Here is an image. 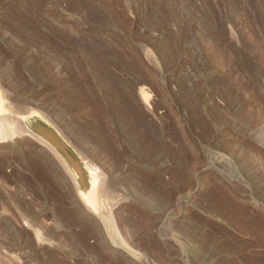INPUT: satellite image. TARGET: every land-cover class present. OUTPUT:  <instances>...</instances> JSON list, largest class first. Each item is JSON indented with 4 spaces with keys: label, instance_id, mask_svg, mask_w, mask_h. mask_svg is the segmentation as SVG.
<instances>
[{
    "label": "rangeland",
    "instance_id": "1",
    "mask_svg": "<svg viewBox=\"0 0 264 264\" xmlns=\"http://www.w3.org/2000/svg\"><path fill=\"white\" fill-rule=\"evenodd\" d=\"M0 79L118 203L1 141L0 264H264V0H0Z\"/></svg>",
    "mask_w": 264,
    "mask_h": 264
},
{
    "label": "bare ground",
    "instance_id": "2",
    "mask_svg": "<svg viewBox=\"0 0 264 264\" xmlns=\"http://www.w3.org/2000/svg\"><path fill=\"white\" fill-rule=\"evenodd\" d=\"M1 81L2 80L0 79V142L9 138H22L26 134H29V136H31L32 138L41 140L40 143H43L47 150H50L55 155H58L57 157L62 161V163H65L70 170V175L72 176L73 181L78 187V197L80 196L79 198H81V203H84V211L95 214L97 215V217H102L104 220L108 221L112 226H114L113 209L115 211L116 208H114L113 206L117 202H113V194H110V188L108 189L105 185L106 183L103 182V178H101L98 168L94 164H90L87 160L83 161V156L82 158H80L81 156L79 157L74 152L67 141H65V137H62V135L57 131L58 129L55 128L53 124L51 125L49 124V122H47L45 125L41 124L39 119L43 116L40 115L39 111L35 109V107L33 109L32 107H28L23 104L21 105L19 102H16L15 99L12 98L8 90L3 87ZM142 98L144 101L147 100V96L143 92ZM239 211L242 212V209L240 208L238 212ZM260 222L258 221L257 223L260 225ZM260 226V234L262 236L264 235V230L262 229V225ZM122 242L127 246L130 244L124 237L122 238ZM220 249H229V246L225 245ZM217 264L232 263L230 261L223 262V260L220 259Z\"/></svg>",
    "mask_w": 264,
    "mask_h": 264
}]
</instances>
